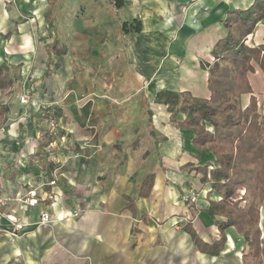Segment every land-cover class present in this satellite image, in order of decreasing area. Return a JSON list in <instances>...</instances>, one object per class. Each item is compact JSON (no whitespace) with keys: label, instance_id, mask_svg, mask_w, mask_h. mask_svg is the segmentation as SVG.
I'll list each match as a JSON object with an SVG mask.
<instances>
[{"label":"crops","instance_id":"1","mask_svg":"<svg viewBox=\"0 0 264 264\" xmlns=\"http://www.w3.org/2000/svg\"><path fill=\"white\" fill-rule=\"evenodd\" d=\"M9 1L0 0V65L21 66L19 95L30 99L21 104L14 87L6 98L0 89L1 210L25 224L12 238L3 218L0 264H244L248 244L236 226L225 229L218 255L187 230L204 244L221 237L205 210L222 195L198 170L216 157L194 146V131L179 125L183 112L172 120L155 99L162 90L209 98L208 65L228 34V11L255 0H128L120 8L112 0H15L20 10ZM135 18L142 30L123 32ZM246 43L264 44V19ZM253 65V93L242 102L256 96L264 115V68ZM151 174L154 186L141 196ZM33 188L38 202L29 205ZM42 211L50 224L39 223ZM259 227L264 247V200Z\"/></svg>","mask_w":264,"mask_h":264},{"label":"trees","instance_id":"2","mask_svg":"<svg viewBox=\"0 0 264 264\" xmlns=\"http://www.w3.org/2000/svg\"><path fill=\"white\" fill-rule=\"evenodd\" d=\"M116 7L124 6L128 0H112ZM51 20V3L46 11ZM264 19V0H255L247 9L228 11L224 21L228 34L212 49L215 57L209 67V98L193 96L190 92L162 90L155 101L168 106L173 113L186 117L179 125L195 133L194 146L201 152L209 150L215 155V164L199 166L202 182L210 183L222 198L212 201L205 211L214 219L221 231L219 240L212 244L201 242L196 233L187 228L201 249L218 255L226 241L225 229L236 226L246 236L248 250L244 253V264H264V247L261 245L260 205L264 200V115L259 112L257 97L251 95L247 107L242 103L244 94L253 93L248 73L254 72L253 61L264 68V44L251 46L247 36L255 31ZM142 20L135 18L123 23V32L139 33ZM6 62L0 65V89L12 87L16 78ZM210 126L212 129L208 128ZM155 175L145 180V191L149 194L154 186ZM240 187L245 188L242 200L232 201ZM245 200V202L243 201ZM224 217L226 220L218 217Z\"/></svg>","mask_w":264,"mask_h":264},{"label":"built area","instance_id":"3","mask_svg":"<svg viewBox=\"0 0 264 264\" xmlns=\"http://www.w3.org/2000/svg\"><path fill=\"white\" fill-rule=\"evenodd\" d=\"M20 103L27 104L30 99V92H25L20 96ZM1 131V130H0ZM57 180H52L49 182L51 185H55ZM245 188H239L237 194L232 198V201L242 200L245 195ZM245 202V200H243ZM5 198L2 196L0 192V226L2 224V220L4 217L11 223V230L7 231L12 238H16L20 236L25 228L24 222L20 221L15 215L13 214H5L2 212L1 207L4 205ZM26 202L29 205H34L38 202L37 199V189L33 188L29 191V198H27ZM75 216L79 215V211H75ZM53 221L52 214L49 211H42L40 215V224L48 225Z\"/></svg>","mask_w":264,"mask_h":264},{"label":"rangeland","instance_id":"4","mask_svg":"<svg viewBox=\"0 0 264 264\" xmlns=\"http://www.w3.org/2000/svg\"><path fill=\"white\" fill-rule=\"evenodd\" d=\"M18 1H15V0H12V1H9V2H7L8 4H9V8H11V6L12 5H14V7L15 8H18V3H17ZM19 9V8H18ZM21 9V8H20ZM19 9V10H20ZM22 14H24L23 16H26V21H28V22H30L31 24L33 23V17H29L28 16V14H25L26 12L23 10V11H20ZM25 12V13H24ZM22 19V18H21ZM39 29V28H38ZM38 29H37V32H36V34H39L38 33ZM32 30V33H34V30L33 29H31ZM34 37H36L35 35H34ZM37 43H39L38 42V39H37V37H36V41H35V46L37 47L38 46V44ZM11 69V71H12V73L14 74V76H15V78H16V82H15V84L12 86V87H14L15 89H14V91H15V98H16V100L18 99V97L20 96L19 94L22 92V91H24V87L22 86V83H21V66L20 65H16V66H14V67H11L10 68ZM11 88V87H10ZM7 89H9V88H7ZM7 89L3 92V96H5V98L6 97H8V96H10L11 95V91L9 92V91H7ZM3 96L2 97H0V101H2V100H4L3 99ZM13 99H15L14 97H12ZM243 103V102H242ZM196 195L195 194H193L192 196H191V199H192V201H196V197H195Z\"/></svg>","mask_w":264,"mask_h":264},{"label":"bare ground","instance_id":"5","mask_svg":"<svg viewBox=\"0 0 264 264\" xmlns=\"http://www.w3.org/2000/svg\"><path fill=\"white\" fill-rule=\"evenodd\" d=\"M25 27V26H24ZM27 27V26H26ZM25 53V52H24ZM25 59V58H24ZM177 86V85H176Z\"/></svg>","mask_w":264,"mask_h":264}]
</instances>
